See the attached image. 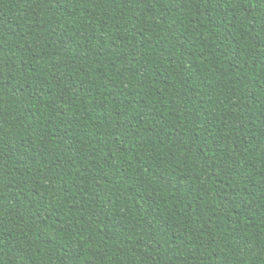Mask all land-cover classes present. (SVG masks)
Segmentation results:
<instances>
[{"label":"trees","instance_id":"1","mask_svg":"<svg viewBox=\"0 0 264 264\" xmlns=\"http://www.w3.org/2000/svg\"><path fill=\"white\" fill-rule=\"evenodd\" d=\"M0 264H264V0H0Z\"/></svg>","mask_w":264,"mask_h":264}]
</instances>
